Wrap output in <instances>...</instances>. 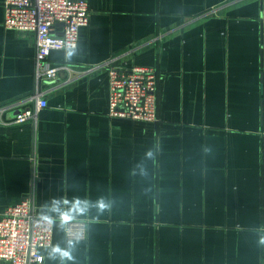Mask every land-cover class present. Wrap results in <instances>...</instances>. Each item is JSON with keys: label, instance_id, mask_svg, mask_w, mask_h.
I'll list each match as a JSON object with an SVG mask.
<instances>
[{"label": "crops", "instance_id": "1", "mask_svg": "<svg viewBox=\"0 0 264 264\" xmlns=\"http://www.w3.org/2000/svg\"><path fill=\"white\" fill-rule=\"evenodd\" d=\"M86 1L47 106L17 123L1 110L36 94L35 36L0 0V214L31 198L54 220L42 264H264V0ZM106 63L157 70L156 123L109 116V69L86 71Z\"/></svg>", "mask_w": 264, "mask_h": 264}, {"label": "built area", "instance_id": "2", "mask_svg": "<svg viewBox=\"0 0 264 264\" xmlns=\"http://www.w3.org/2000/svg\"><path fill=\"white\" fill-rule=\"evenodd\" d=\"M6 29L30 32L35 36L36 94L7 106L1 112L14 111L15 122L33 119L47 106L49 89L44 84L58 80V67L49 63L52 51H64L77 47L80 30L90 22V9L86 0H5ZM216 8L205 15L216 13ZM62 27L57 34L56 28ZM109 69V116L156 123L158 74L153 67L135 66L118 68L106 63L91 66ZM86 225L69 221L65 229L67 239L84 238ZM54 220L38 214L34 201L29 198L9 207L0 214V264H42L40 249L53 244Z\"/></svg>", "mask_w": 264, "mask_h": 264}, {"label": "clouds", "instance_id": "3", "mask_svg": "<svg viewBox=\"0 0 264 264\" xmlns=\"http://www.w3.org/2000/svg\"><path fill=\"white\" fill-rule=\"evenodd\" d=\"M74 207L79 208L80 207V201H77L76 204L74 205ZM101 207H104V205H101ZM52 210L53 211H60L59 209V202H54L53 206H52ZM62 217L64 220L68 219V214L67 213H61ZM45 219H49L48 217H45ZM262 243H264V240L261 241ZM69 247H71V242ZM59 255L62 259H71V251L68 249H61L60 247H54L51 252H50V257L55 259L56 256Z\"/></svg>", "mask_w": 264, "mask_h": 264}]
</instances>
